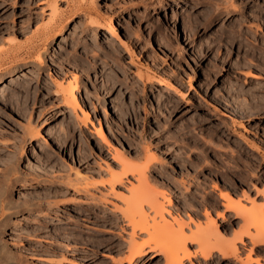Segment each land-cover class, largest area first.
Returning <instances> with one entry per match:
<instances>
[{
    "label": "rangeland",
    "instance_id": "374dc122",
    "mask_svg": "<svg viewBox=\"0 0 264 264\" xmlns=\"http://www.w3.org/2000/svg\"><path fill=\"white\" fill-rule=\"evenodd\" d=\"M261 48L264 0H0V193L27 204L1 231L14 263L166 264L149 248L129 262L124 203L138 183L108 185L118 158L151 156L148 191L172 199L165 216L188 235L204 238L208 213L224 233L210 246L241 234L222 196L264 211ZM70 81L87 125L62 97ZM237 246L238 259H205L191 243L184 264H264L262 244Z\"/></svg>",
    "mask_w": 264,
    "mask_h": 264
},
{
    "label": "bare ground",
    "instance_id": "6f19581e",
    "mask_svg": "<svg viewBox=\"0 0 264 264\" xmlns=\"http://www.w3.org/2000/svg\"><path fill=\"white\" fill-rule=\"evenodd\" d=\"M229 4L231 5L232 3H229ZM233 4L235 5V3ZM233 4L231 6H233ZM107 29L113 30V24L109 23L107 25ZM38 58L39 60H41L42 56L39 55ZM139 76H141V78L143 77V74L141 73V71H140ZM76 79L74 82L77 83ZM77 87H75L73 82L71 81L66 85L63 83L60 84L61 94L67 105V108L76 114V118H78L79 120L78 122H81L87 125L90 119V115L87 112V110L83 107L81 102L79 101V98L77 95V89H78ZM175 90L177 91V89ZM4 92L5 90L2 89L0 86V98L4 95ZM184 92L177 91L176 94H178L180 98L185 99L186 94ZM103 132H104L103 129H101L99 132V135H101L102 139L104 137ZM103 140H105V138ZM242 142L244 144V141ZM246 147H249V146L246 145ZM117 160H118L117 162L120 164L122 168V172L121 173L112 172L113 174L111 175L109 179L108 185H110L112 189H114L116 185H125L124 179H126L127 176L129 175L135 176L136 181L134 182L138 183L137 186L135 184L130 183L131 186L130 185L129 186L130 188L132 187L129 191L130 196L125 200V203H124V206H125L124 216L128 220V223L129 225H131V228H132V241L130 243V248H129L130 249V258H129L130 263L134 262L138 258H142L145 255L146 248H149L150 252L155 253L153 257L157 256L158 254L162 255L165 259L166 264H184L185 260H191L193 257L192 252L188 248L189 244L191 243L198 244L200 254L203 255L205 259L212 256L214 250L216 252V249H218L219 252H221L220 254L224 256L234 257V260L238 259L239 258V247L237 246V243L240 242L243 244L244 237H247L248 239L250 238L254 245L262 244L264 246V211L261 207L252 206L251 209H247L236 198L231 197L230 195H227V194H223L222 197L225 199V201L227 200L226 208L228 210H232L233 212L236 213V216L243 219L244 228L241 234L236 236L234 240L226 242L224 246H222V242H220L221 243L220 246L218 245L210 246V244L207 243L206 240L204 239L205 236L207 237V235L209 234V235H214L217 238H222L223 236L222 234L224 233H221L216 221L210 217L209 213L207 214L208 220H209L208 226L206 230L203 232V234L205 235L204 238L200 237L197 234L188 235L187 228L189 229V227L185 226L187 224L183 223V221L175 217H173L172 220H170L168 219L169 217L167 218L165 216L166 208H165L163 200L166 199L165 201H167V204L172 205L173 204L172 199H170L169 197H166L167 195L166 196L162 195L163 200L160 201L157 194H154L148 191L150 187L149 184L151 185V183H149L147 172L150 169V163L152 161L151 156H150V159L146 161V164L142 165V167L134 165L132 161L129 162V160L125 158H118ZM102 184L104 185V183ZM119 196H122V195H117L118 198ZM26 205L27 204H20V203L17 204L16 202H12L11 200L6 199L5 192L0 193V264H15L14 263L15 258L12 256L11 252L8 250L9 249L7 248L8 245H6L1 238V235H2L1 231L6 223H10L9 221H11V218L13 215L11 211H13L16 208L26 206ZM28 206L30 205L28 204ZM169 215L170 217H172L170 213ZM221 217H224V216H221ZM175 226H179V229L176 230L177 227ZM137 231H139L141 234L142 233L146 234L148 236V240L143 243H139L135 239V236L137 235ZM239 261L240 259L238 260V262ZM242 261H240V263ZM251 261L253 260L251 256H249V257H246V261L243 262L242 264H251ZM257 263L259 264V262Z\"/></svg>",
    "mask_w": 264,
    "mask_h": 264
}]
</instances>
